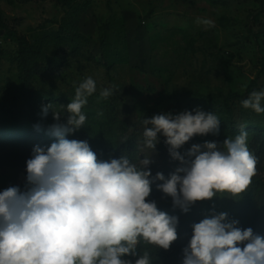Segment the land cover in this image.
<instances>
[{
  "label": "rangeland",
  "instance_id": "374dc122",
  "mask_svg": "<svg viewBox=\"0 0 264 264\" xmlns=\"http://www.w3.org/2000/svg\"><path fill=\"white\" fill-rule=\"evenodd\" d=\"M58 58L59 66H46ZM88 77L96 91L82 109L85 125L70 134L87 141L100 160L122 157L125 141L134 135L143 159L151 150L143 145L142 121L157 114L201 110L218 116L219 134L194 136L178 149L181 154L193 144L222 145L246 131L257 172L238 198L217 194L186 213L162 191L149 200L178 217V224L189 214L208 218L224 212L237 227L264 236V113L242 106L253 91H264V0H0V129L15 134L0 133V191L24 190L33 148L56 140L48 132L57 123L53 112L65 123V106ZM104 89H111L106 99L100 97ZM28 98L39 130H46L39 136L31 127ZM165 139L158 134L150 154V179L157 172L168 178L180 166ZM16 152L18 164H6Z\"/></svg>",
  "mask_w": 264,
  "mask_h": 264
},
{
  "label": "clouds",
  "instance_id": "9594fccd",
  "mask_svg": "<svg viewBox=\"0 0 264 264\" xmlns=\"http://www.w3.org/2000/svg\"><path fill=\"white\" fill-rule=\"evenodd\" d=\"M197 22L214 26L211 20ZM95 91L93 78L79 83L65 106L66 122L60 123V112H53L57 123L48 132L55 142L36 145L26 161L24 190L10 186L0 191V264H151L148 246L168 250L177 239L178 224V217L148 199L153 180L163 181L157 188L186 213L217 194L238 198L256 175L257 158L244 130L222 145L205 141L185 154L178 151L196 135L219 134L218 116L201 110L145 118L143 145L151 152L143 159L141 154L136 162L128 156L98 159L87 141L66 138L85 125L82 109ZM110 95L111 89L100 93L103 99ZM262 101L264 91H253L242 106L260 114ZM50 107H43V115ZM158 134L180 166L168 178L157 172L150 179ZM227 215L221 212L193 225L183 264H264V236L250 227L242 230ZM140 245L145 246L142 255Z\"/></svg>",
  "mask_w": 264,
  "mask_h": 264
},
{
  "label": "trees",
  "instance_id": "16d2710c",
  "mask_svg": "<svg viewBox=\"0 0 264 264\" xmlns=\"http://www.w3.org/2000/svg\"><path fill=\"white\" fill-rule=\"evenodd\" d=\"M25 56L19 55V62H18V69L19 70H26L25 69V64H24V58ZM63 61V58H58L55 61H48L46 63V66H48L49 68L51 67H55V66H59V64ZM38 70L41 69V66H38L37 68ZM25 93L28 95L29 94V88L27 83H25L24 87H23ZM28 102L30 104V109H29V115H30V121H31V127L33 129V131H38L37 130V125L38 124V120L36 117V112L35 109L33 107L32 101L28 98ZM39 132H37V136H39L41 133L45 132V129H41L39 130ZM0 133H2L3 135H7V136H13L15 135L12 131H6L4 129H0ZM41 137V136H40ZM68 139H76L79 140L77 137L68 134L67 137ZM19 141L21 138H18ZM43 139V137H42ZM45 144L47 146H50L51 142L50 140H44ZM22 142V141H20ZM124 153L122 156H128L130 159L133 160V162L135 161L136 156L138 155L137 152V147H136V136L134 135L133 137H131L130 139H128L127 141H125L124 143ZM20 154L18 152L15 153V156L13 159L6 161L5 163L8 165H17L18 162L16 159H20ZM151 194L149 196L148 199H157L160 195H161V191L157 188L156 184H151ZM160 211H163L162 208L159 209ZM211 216H209L208 218H211ZM203 219L202 216L195 215V214H189L186 218V222H184V224H177L176 226V231H177V239L175 240V245L170 246V248L168 250H164L162 248H153L152 246H148V251L150 252V257H151V264H183V260L185 258V253H184V249L188 247L191 237L193 235V225L195 223H199L201 222ZM241 247L244 246V244L239 245ZM143 245L138 246L137 248V252L138 255H142L143 254V250H144ZM127 259H131L133 261H135L136 258H138L137 256H129L126 257Z\"/></svg>",
  "mask_w": 264,
  "mask_h": 264
},
{
  "label": "water",
  "instance_id": "95a60500",
  "mask_svg": "<svg viewBox=\"0 0 264 264\" xmlns=\"http://www.w3.org/2000/svg\"><path fill=\"white\" fill-rule=\"evenodd\" d=\"M21 178V177H20Z\"/></svg>",
  "mask_w": 264,
  "mask_h": 264
}]
</instances>
